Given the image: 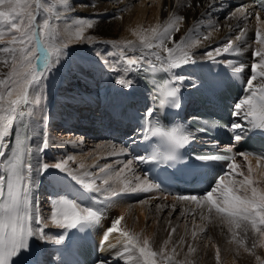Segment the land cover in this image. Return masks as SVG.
Instances as JSON below:
<instances>
[{"label": "snow or ice", "instance_id": "obj_1", "mask_svg": "<svg viewBox=\"0 0 264 264\" xmlns=\"http://www.w3.org/2000/svg\"><path fill=\"white\" fill-rule=\"evenodd\" d=\"M258 3L264 12V0H258ZM60 4L65 11L70 10L67 0H60ZM214 6L215 0H211L208 7ZM246 7L237 8L230 16L237 17L239 13V18L247 21L251 13L246 11ZM42 11L45 18L38 21ZM256 19L260 21V13H256ZM59 20V12L49 4V0H0V264H49L43 245H64L70 230L82 232L99 224L107 206L123 195L154 189L163 191L162 182L149 175L152 170H144L141 177L132 168L134 162L173 167L184 156L187 159L182 168L194 177L210 165L223 163L225 168L217 173L213 184L203 195L177 194L175 200L194 205L188 211L198 209L201 219L216 218L228 227L231 240L250 252L251 249L245 247V240L237 237L242 231L246 238L251 229L253 234L258 233L264 238V187L259 186L260 181L254 178L249 161V157L254 156L259 166L264 155L237 153L234 144L219 148V141L215 139L205 141L208 147L201 151L193 149L182 156L181 150L199 139V134L209 136L217 128L228 132L235 143L255 136L264 137V32L260 29L255 32L254 43L258 47L252 52L253 62L245 83V95L232 106L231 116L237 119L223 124L204 120L191 131L183 125L167 128L161 122V116L166 109L179 110L182 107L181 89L186 77L176 70L196 63L192 49L208 41L218 30L217 26H209L211 30L203 34L198 33L195 27L190 28L188 34L177 41L174 33L179 31L184 17L173 14L163 25L134 31L138 42L114 43L116 52H97L96 56L106 70L118 74L114 83L121 89L132 88L135 83L133 74L141 78L151 74L149 82L153 86V100L157 107L144 111L140 134L145 139L159 138V147L126 162L119 157L129 155L127 147L118 150L113 147L103 159L115 157L114 164L122 165L118 170L113 163H98L99 157L91 165L80 162L72 168L69 161L76 163L74 156L52 164L44 161V154L50 147L49 117L45 112L46 82L60 66L62 57L67 55L70 43L92 42L93 38L85 33L94 24L89 18H78L65 39L57 28ZM236 28L239 32L234 38L226 37L204 53L206 59L231 67L233 75L242 73L246 66L216 58L241 53V44L247 42V27L237 24ZM157 74L165 75L157 78ZM192 119L199 121L201 118ZM130 141L138 143L135 137H130ZM78 142L83 143L80 138L64 143L75 145ZM237 156L248 162L247 174L237 163ZM50 169L65 174L78 185L86 202L68 195L58 196L50 200V215L42 216L35 192L38 178ZM164 170L167 171L166 168ZM261 176L264 177V173ZM156 207L158 212H162L166 206ZM171 207L175 211V204ZM123 220L124 216L112 220L102 236V246L114 249L119 245L116 255L125 260V264H178L174 259L177 245L172 243L177 227L172 226L171 221L167 222L170 227L168 238L154 250L150 237L120 227ZM50 227L61 231L53 235L47 231ZM200 232L204 229L200 228ZM114 233L117 234L116 244L110 242ZM191 237L193 240L197 238L195 230ZM179 243H184V237H180ZM170 244L171 250L168 248ZM187 247L189 254L197 251L191 243ZM215 259L216 264H220L219 247L215 249ZM256 259L260 261L259 256Z\"/></svg>", "mask_w": 264, "mask_h": 264}, {"label": "bare ground", "instance_id": "obj_2", "mask_svg": "<svg viewBox=\"0 0 264 264\" xmlns=\"http://www.w3.org/2000/svg\"><path fill=\"white\" fill-rule=\"evenodd\" d=\"M67 2L70 10L65 11L60 0H49V4L59 12L60 20L57 23V28L61 36L66 39L77 19L84 17L91 19L94 24V27L85 33L93 40L91 43L83 41L70 43L66 50L67 55L62 57L60 66L46 82L45 112L49 117L47 130L50 147L44 154V161L52 164L67 158V156H74L76 163L69 161V166L72 168H76L80 162H84L86 166L91 165L98 157L100 159L97 162L100 164H114L115 157L103 159L113 147L117 150L121 148L103 137L105 129L103 122L106 120V114L118 101L145 94L144 86L135 74L132 75L135 83L131 89L124 90L116 85L114 80L118 74L106 70L96 56L97 52L101 54L106 51L116 52L114 43L138 42V37L133 35L134 31L149 30L157 24L163 25L171 15L176 14L184 17L179 31L174 33L177 41L186 36L190 28L195 27L198 33L203 34L211 30L209 26L218 27V30L213 32L208 41H204L202 46L192 49L196 60L206 59L204 53L226 37L234 38L239 32V29L236 28L237 24L241 27L246 25L247 42L241 44V53L218 57L232 59L237 64H245L248 63L245 58L258 47L254 43L256 30L260 29L264 32V13L260 15V21H257L256 18L252 20L248 18L245 21L239 18V13L237 17H231L230 14L236 9L233 10L234 6L225 4L223 0H215V6L211 8L208 7L211 0H67ZM43 18H45V13L42 11L38 21H42ZM189 69L190 65H186L176 70L178 74L186 77L182 88L186 87ZM94 106L99 109L95 110ZM76 113L90 120L101 116V119H98V124L91 128V135L85 134L89 127L79 124L75 116ZM59 123L69 128L74 127V129L70 132L71 129L68 130L62 126L58 130L60 132L55 133V128ZM82 128H85V131H82ZM64 131L67 132L62 133ZM78 138L82 139L83 143L78 142L75 145L64 143L65 141H77ZM119 159L125 162L128 160L125 156H121ZM249 161L254 170V178L260 181L259 186L264 187V177L261 176L264 173V161H260L259 166L256 159L249 158ZM237 163L240 164L241 170L247 174L248 162H245L241 157L237 159ZM121 166L114 164L117 170ZM132 168L136 174L143 177L134 163ZM125 172L131 177L127 170ZM76 189H79L78 185L65 174L54 169H50L48 173L39 177L35 196L39 199L42 216L50 215V195L58 196L59 191L62 194L70 195ZM155 194L156 192L153 191L127 194L109 204L105 209L102 225L96 230L97 241L101 238L104 225L109 227L113 219L124 216L120 227L150 237L153 241V249L156 250L161 246L163 240L168 238L170 227L167 222L171 221V225L177 227V231L172 236V243L177 245L174 259L178 264H216V247H219L221 251L220 264H260V261H264V238H261L258 233L253 234L249 229L245 238L244 233L240 232L237 239H244L245 247L251 249L250 252H246L244 248L238 247L231 240L228 227L220 224L216 218L201 219L198 209L195 212L188 211L190 207L194 208V205L178 202L169 197L162 198L160 194H156L159 198H154ZM142 201L143 203H141ZM173 204L176 206L175 211L171 207ZM157 205L166 207L162 212H158ZM169 212H172L171 216H169ZM205 215L207 214L205 213ZM200 228H203L204 232H200ZM54 230H56L55 227L47 229L55 235ZM193 230L197 232L195 240L191 237ZM116 237L115 233L110 236V242L116 244ZM180 237H184L183 244L179 243ZM189 243L197 248L195 253H188L187 245ZM253 243H255V247H253ZM52 245L54 244L42 246L49 264L51 259L49 248ZM171 247L172 244L168 246L169 250ZM119 248L120 246L117 245L114 249L109 248L104 251L103 255L106 258L97 264H104V262L125 264V260L116 255ZM257 256L260 257V261H257Z\"/></svg>", "mask_w": 264, "mask_h": 264}, {"label": "rangeland", "instance_id": "obj_3", "mask_svg": "<svg viewBox=\"0 0 264 264\" xmlns=\"http://www.w3.org/2000/svg\"><path fill=\"white\" fill-rule=\"evenodd\" d=\"M62 126H63L64 128H67L68 130H70V129H71V130H70V132H71V131H73V129H74V127H72V128H69V127H66V126H64L62 123H59V125H57V126H56V128H55V130L57 131V132L55 131V133H58V132H60V131H58V130H59V129H60V127H62ZM67 129H65V130H67ZM68 130H67V131H68ZM67 131H64V132H62V133H66Z\"/></svg>", "mask_w": 264, "mask_h": 264}]
</instances>
